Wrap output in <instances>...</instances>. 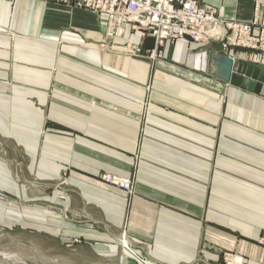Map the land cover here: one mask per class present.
Masks as SVG:
<instances>
[{
	"label": "crops",
	"instance_id": "0c3cea01",
	"mask_svg": "<svg viewBox=\"0 0 264 264\" xmlns=\"http://www.w3.org/2000/svg\"><path fill=\"white\" fill-rule=\"evenodd\" d=\"M200 2L264 20L254 0ZM212 47L264 71L259 49L158 47L107 35L104 13L0 0V226L55 245L26 243L56 264H264V85L212 76Z\"/></svg>",
	"mask_w": 264,
	"mask_h": 264
},
{
	"label": "built area",
	"instance_id": "2783aa9c",
	"mask_svg": "<svg viewBox=\"0 0 264 264\" xmlns=\"http://www.w3.org/2000/svg\"><path fill=\"white\" fill-rule=\"evenodd\" d=\"M83 7L107 16V35L121 36L125 25L152 36L158 47L165 41L187 37L210 45L220 41L224 48L249 47L264 52V20L225 21L200 0H51ZM254 8H264V0H254ZM263 19V18H262ZM158 52V51H157ZM105 184L129 192L127 178L104 173ZM223 264H245L244 258L225 253Z\"/></svg>",
	"mask_w": 264,
	"mask_h": 264
},
{
	"label": "rangeland",
	"instance_id": "374dc122",
	"mask_svg": "<svg viewBox=\"0 0 264 264\" xmlns=\"http://www.w3.org/2000/svg\"><path fill=\"white\" fill-rule=\"evenodd\" d=\"M26 243H32L38 246L47 245V247L48 245H52L48 244L46 241L42 242L39 239H30L29 235L26 234L22 227L18 226L16 228L9 229L5 226H0V255H10L12 258H15L22 264H56L55 258H53L56 256V252L47 253L40 248H33L34 251H29V249L26 247L29 244L27 245ZM51 247L53 250L56 249L55 245H52ZM0 263L2 264L6 262L2 260ZM10 263L12 262L10 261Z\"/></svg>",
	"mask_w": 264,
	"mask_h": 264
},
{
	"label": "water",
	"instance_id": "95a60500",
	"mask_svg": "<svg viewBox=\"0 0 264 264\" xmlns=\"http://www.w3.org/2000/svg\"><path fill=\"white\" fill-rule=\"evenodd\" d=\"M210 59L215 70L212 76L219 80L253 90L264 85V71L259 68L236 63L225 51L211 48ZM264 90V89H263ZM130 264H134L131 260Z\"/></svg>",
	"mask_w": 264,
	"mask_h": 264
},
{
	"label": "bare ground",
	"instance_id": "6f19581e",
	"mask_svg": "<svg viewBox=\"0 0 264 264\" xmlns=\"http://www.w3.org/2000/svg\"><path fill=\"white\" fill-rule=\"evenodd\" d=\"M1 257V259H0V262L3 260V261H5L6 263H2V264H16V263H10V261L9 260H6V259H4L5 258V256L4 255H0ZM4 257V258H3ZM9 262V263H8ZM1 264V263H0Z\"/></svg>",
	"mask_w": 264,
	"mask_h": 264
}]
</instances>
